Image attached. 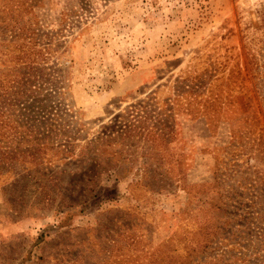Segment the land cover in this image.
<instances>
[{
	"label": "rangeland",
	"instance_id": "obj_1",
	"mask_svg": "<svg viewBox=\"0 0 264 264\" xmlns=\"http://www.w3.org/2000/svg\"><path fill=\"white\" fill-rule=\"evenodd\" d=\"M19 2L0 0L7 126L58 122L79 153L154 110L98 165H51L48 196L0 188V264H264V0Z\"/></svg>",
	"mask_w": 264,
	"mask_h": 264
},
{
	"label": "trees",
	"instance_id": "obj_2",
	"mask_svg": "<svg viewBox=\"0 0 264 264\" xmlns=\"http://www.w3.org/2000/svg\"><path fill=\"white\" fill-rule=\"evenodd\" d=\"M35 2H38V0H20L19 3H28V6H32ZM250 63L256 77L261 76L262 73L259 70L260 64L258 59L252 56ZM40 70H38L37 67H30L28 72L35 75L36 72ZM42 77H44V75H42ZM39 78L41 77H38V79ZM23 80L24 85L20 86L21 92L22 94H26V92L31 89V85L27 78ZM45 82L46 81H43L42 84ZM41 89L43 90V88L40 87V90ZM6 90L4 89L2 93H8ZM1 97H3V95L0 93V98ZM2 99H0V188L4 191L3 188L6 185H17L20 180L30 176L34 179L31 185L35 190L39 191L42 189L41 192L45 196H48L50 189L43 183L44 179L51 182L57 179L54 173L50 171V168H52L51 165L60 162L63 164L74 163L77 165V170H80L81 166L86 164V167H84L82 171H86L88 165L93 162L98 165L94 157L104 153V148L100 149L104 143L102 141L103 139H116L125 136L130 138L134 136L135 133L132 131L141 128L138 118L154 110L150 109L153 105L154 98L152 95H148L146 100L134 106L133 109L136 110H132L130 115L129 112L128 114L126 112V116L115 114L111 120L112 123L107 128L100 131L94 141L86 142L85 145L81 146V151L75 153L74 140L76 138L63 134L61 130L57 128L58 122H56V125L52 122H44V126L40 128L29 127L24 129L20 124H15L13 127L7 126V119L3 116L5 109H7V103H2ZM45 107L46 104L43 103L40 108L44 109ZM54 109L61 108L57 105ZM128 116L131 117L129 118ZM52 120L57 121V119L53 118ZM153 133L156 134L157 137L163 138L161 131ZM62 136L65 138L63 139ZM91 153L94 156H91ZM113 154L119 153L113 151ZM86 160H88L89 163H87ZM20 197L21 195L17 196V198ZM15 200L17 199L13 198L9 203L12 204Z\"/></svg>",
	"mask_w": 264,
	"mask_h": 264
}]
</instances>
